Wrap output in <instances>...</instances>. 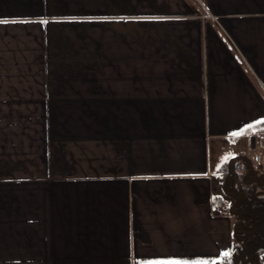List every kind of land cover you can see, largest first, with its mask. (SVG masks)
I'll return each mask as SVG.
<instances>
[{"label":"crops","instance_id":"crops-1","mask_svg":"<svg viewBox=\"0 0 264 264\" xmlns=\"http://www.w3.org/2000/svg\"><path fill=\"white\" fill-rule=\"evenodd\" d=\"M263 130L264 0H0V264H218Z\"/></svg>","mask_w":264,"mask_h":264},{"label":"trees","instance_id":"trees-1","mask_svg":"<svg viewBox=\"0 0 264 264\" xmlns=\"http://www.w3.org/2000/svg\"><path fill=\"white\" fill-rule=\"evenodd\" d=\"M239 159L230 158L218 169L228 199L218 197L215 207L229 212L234 220L231 249L218 264H258L264 255V174L252 166L235 171Z\"/></svg>","mask_w":264,"mask_h":264},{"label":"built area","instance_id":"built-area-1","mask_svg":"<svg viewBox=\"0 0 264 264\" xmlns=\"http://www.w3.org/2000/svg\"><path fill=\"white\" fill-rule=\"evenodd\" d=\"M206 17L212 18L210 15H207ZM258 141L264 142V130L260 131L255 136ZM262 158H264V148L260 153L256 154L253 157H241L239 160L235 162L234 169L237 172H243L247 167L252 165L255 162H259Z\"/></svg>","mask_w":264,"mask_h":264},{"label":"snow or ice","instance_id":"snow-or-ice-1","mask_svg":"<svg viewBox=\"0 0 264 264\" xmlns=\"http://www.w3.org/2000/svg\"><path fill=\"white\" fill-rule=\"evenodd\" d=\"M233 135H239V133H233ZM146 264H209L208 261H150Z\"/></svg>","mask_w":264,"mask_h":264},{"label":"rangeland","instance_id":"rangeland-1","mask_svg":"<svg viewBox=\"0 0 264 264\" xmlns=\"http://www.w3.org/2000/svg\"><path fill=\"white\" fill-rule=\"evenodd\" d=\"M260 167H264V158H262L261 162L259 163Z\"/></svg>","mask_w":264,"mask_h":264}]
</instances>
